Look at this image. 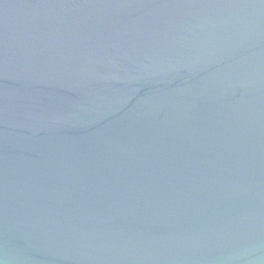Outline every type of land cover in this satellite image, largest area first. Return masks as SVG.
Returning a JSON list of instances; mask_svg holds the SVG:
<instances>
[{
    "label": "water",
    "instance_id": "1",
    "mask_svg": "<svg viewBox=\"0 0 264 264\" xmlns=\"http://www.w3.org/2000/svg\"><path fill=\"white\" fill-rule=\"evenodd\" d=\"M0 264H264V0H0Z\"/></svg>",
    "mask_w": 264,
    "mask_h": 264
}]
</instances>
